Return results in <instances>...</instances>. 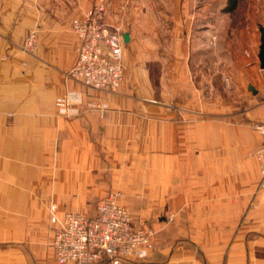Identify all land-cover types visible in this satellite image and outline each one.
Wrapping results in <instances>:
<instances>
[{"label": "crops", "instance_id": "crops-1", "mask_svg": "<svg viewBox=\"0 0 264 264\" xmlns=\"http://www.w3.org/2000/svg\"><path fill=\"white\" fill-rule=\"evenodd\" d=\"M92 1L0 0V264H42L47 240L54 255L52 240L59 224L51 216L61 220L71 210V200L98 195L91 185L96 183L95 169L102 166L99 152L125 149L128 140H135L133 150L152 148V108L145 101L152 97L153 84L147 73L135 77L140 69L136 63L152 60L149 56L162 49L164 70L183 74L190 53L216 63L223 53L216 39L230 32L239 51H227L230 59L224 62L244 72L241 79L247 86H264V80H253L264 70L258 59L261 23L254 10L238 20L224 8L226 0L220 7L217 0H164L159 13L146 1L129 5L107 0V24L127 34L124 76L116 93L85 87L66 72L77 57L72 20ZM30 30L37 42L27 54L21 46ZM167 80L166 85L179 86ZM67 96L72 104L66 112L62 102ZM244 115L264 123V115ZM215 126L197 123L189 129L190 146L199 152L193 159L184 158L189 149L185 130L164 127V149L181 151L176 191L168 202L185 218L165 222V240L160 235L150 257L126 264H264V190L258 189L259 164L248 156L254 134L248 126L229 127L247 137L222 145L224 158H214L215 145L200 136H210ZM253 201L255 208L250 207Z\"/></svg>", "mask_w": 264, "mask_h": 264}, {"label": "rangeland", "instance_id": "rangeland-1", "mask_svg": "<svg viewBox=\"0 0 264 264\" xmlns=\"http://www.w3.org/2000/svg\"><path fill=\"white\" fill-rule=\"evenodd\" d=\"M61 1L64 2L65 0ZM96 1L93 0L92 5ZM125 1L129 5H136L137 2L146 1L147 5L153 7V10L157 13L163 9L162 4L164 2V0ZM223 3L224 0H217L218 7ZM129 5H127L126 14H128ZM135 7L137 6L133 7V12L136 10ZM246 10H254L256 18L261 23L260 26L264 27V0H239L236 9L229 12L239 20L244 16ZM82 15L80 14L75 18H79ZM125 25L130 26V24ZM260 26L257 27V35H260ZM226 34V36L218 35L216 39L218 50L223 52L218 56L216 63L208 64L207 58L203 54L190 53L183 74L164 70V53L162 49L158 54L149 56L153 58L152 60L135 64L136 67L140 68L135 71V77H142L144 73H147L153 84L152 97L149 101H145L147 108H152L151 116L154 134L151 145L148 144L152 148L148 150H133L131 146H133L135 140H128L131 144L124 145L125 149H106L104 152H99L102 166L95 169V178L97 179L96 183L91 185L92 189L98 192V195L92 199L71 200L73 205L69 211L93 213L104 195L116 194L119 202L131 210L137 225L152 227L155 230L156 248V242L160 239V235L165 240V222L167 224L174 223L178 218H185L184 215H179L175 207L168 202L173 196V192L176 191L175 183L179 170L176 163L177 159L181 158V151L178 149H164L166 141L164 138L165 126H172L176 131L178 128L185 130V145L186 148H189L184 151V158L186 159H193L198 157L199 154L198 151H193L190 146L193 143V136L189 131L197 123L216 124L210 136L208 134L200 136L202 142L209 141L215 145V150L212 152L215 153L214 158H224V146L222 145L247 137L245 133L229 131V127L242 128L248 126L255 137V142L253 143L255 146L248 151V156L257 160L260 170V162L256 152L262 146L263 136L257 132L256 125H264V123L251 122L244 113L249 111L256 116L264 115L262 111L264 108V86H254L255 90L258 91L253 93L248 89L244 80L241 79V74L244 72H237L233 70L234 66L230 62H224L223 59H230L227 51H239L238 47L233 46L232 38H229L231 36L230 32ZM188 44L191 48L193 45L191 39L188 40ZM142 59H144V56H141ZM213 60L215 61V59ZM198 61L202 62L198 64ZM144 68L147 71H144ZM122 69L124 76L123 65ZM168 78L172 79L174 83L178 82L179 86L166 85L164 81L168 82ZM257 78L264 80V70L258 71V74L253 76V80ZM119 87L115 92L109 93H116ZM175 138L177 140V134L172 139L174 142H176ZM249 140V142L253 141L250 135ZM140 142L144 143V140H140ZM139 146L143 147L144 144ZM190 169L192 168H186L187 174H190L188 172ZM258 189L260 190V188ZM174 199L175 201L177 200L176 197ZM256 206V202H251L250 207L255 208ZM54 210L55 208L51 212H54ZM46 243L47 246L42 249L44 258L42 264H57L51 251L50 240H47Z\"/></svg>", "mask_w": 264, "mask_h": 264}, {"label": "built area", "instance_id": "built-area-1", "mask_svg": "<svg viewBox=\"0 0 264 264\" xmlns=\"http://www.w3.org/2000/svg\"><path fill=\"white\" fill-rule=\"evenodd\" d=\"M106 0H97L85 13L72 21L78 38L75 64L66 72L85 87L99 91L115 92L123 77L121 58L123 37L119 30L107 24ZM37 35L29 31L21 49L32 54ZM63 108L71 107L72 98H64ZM263 136V144L256 152L260 162V190H264V125H256ZM58 222L52 246L57 264H96L107 260L109 264H126L145 260L155 250V230L137 225L133 213L121 204L116 194L102 199L93 215L68 211Z\"/></svg>", "mask_w": 264, "mask_h": 264}, {"label": "water", "instance_id": "water-1", "mask_svg": "<svg viewBox=\"0 0 264 264\" xmlns=\"http://www.w3.org/2000/svg\"><path fill=\"white\" fill-rule=\"evenodd\" d=\"M260 44H259V51H258V59L259 65L262 69H264V27L260 26ZM124 41H127V34L122 35ZM248 89L251 90L253 93L256 92L255 88L251 85L248 86Z\"/></svg>", "mask_w": 264, "mask_h": 264}, {"label": "trees", "instance_id": "trees-1", "mask_svg": "<svg viewBox=\"0 0 264 264\" xmlns=\"http://www.w3.org/2000/svg\"><path fill=\"white\" fill-rule=\"evenodd\" d=\"M239 0H227L226 10L234 11L238 5Z\"/></svg>", "mask_w": 264, "mask_h": 264}]
</instances>
